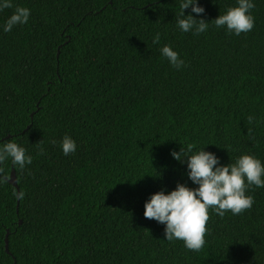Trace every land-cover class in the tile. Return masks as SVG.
<instances>
[{"label":"trees","instance_id":"obj_1","mask_svg":"<svg viewBox=\"0 0 264 264\" xmlns=\"http://www.w3.org/2000/svg\"><path fill=\"white\" fill-rule=\"evenodd\" d=\"M13 3L31 16L0 30V143L14 140L33 163L0 172V264H264V188L248 187L255 203L239 215L210 209L199 252L144 217L151 195L196 187L170 154L182 146L224 165L243 154L264 162V0L239 36L214 24L182 33L180 0ZM199 5L203 16L185 15L210 23L236 0ZM164 45L185 67L169 64ZM66 135L77 144L67 156Z\"/></svg>","mask_w":264,"mask_h":264},{"label":"clouds","instance_id":"obj_2","mask_svg":"<svg viewBox=\"0 0 264 264\" xmlns=\"http://www.w3.org/2000/svg\"><path fill=\"white\" fill-rule=\"evenodd\" d=\"M179 14L176 25L182 33L200 35L209 30L211 24L217 29L226 28L230 34L236 36L248 33L255 27V17L252 10L255 0H236V6L230 7L224 14H220L212 22L196 19L192 14L185 15L186 9L196 16H203L205 8L199 5V0H180ZM14 9L0 30L11 32L17 26L28 24L31 9L13 3V0H0V12ZM160 34L153 38V44H160ZM161 55L169 64L181 70L185 61L171 45L160 48ZM249 123L255 117L248 118ZM61 149L65 156L75 153L77 144L70 136H64ZM45 149L40 148L43 155ZM171 156L179 163L185 164L187 176L196 187H188L178 183L175 190L167 192L161 190L153 195L144 204V217L164 225V235L168 242L183 241V246L193 252H199L206 244L205 236L208 232L207 223L210 219L209 210L223 217L226 212L239 215L253 207L255 200L246 192L250 185L264 188V162L253 155L243 154L235 163L224 165L221 159L205 148L194 150L193 146H182L180 151H172ZM8 161L20 169H25L33 163V157L27 150L14 140L0 143V172ZM18 195L23 199L24 193Z\"/></svg>","mask_w":264,"mask_h":264},{"label":"water","instance_id":"obj_3","mask_svg":"<svg viewBox=\"0 0 264 264\" xmlns=\"http://www.w3.org/2000/svg\"><path fill=\"white\" fill-rule=\"evenodd\" d=\"M8 182L10 185H12L13 187H15L18 190L16 176H15L14 171H12L10 178L8 179ZM6 251L8 253V241H7V239H6Z\"/></svg>","mask_w":264,"mask_h":264}]
</instances>
